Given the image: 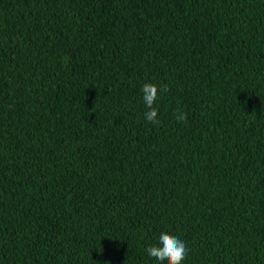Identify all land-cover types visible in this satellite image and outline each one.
Instances as JSON below:
<instances>
[{
  "label": "trees",
  "instance_id": "1",
  "mask_svg": "<svg viewBox=\"0 0 264 264\" xmlns=\"http://www.w3.org/2000/svg\"><path fill=\"white\" fill-rule=\"evenodd\" d=\"M162 232L264 264V0H0V264H160Z\"/></svg>",
  "mask_w": 264,
  "mask_h": 264
},
{
  "label": "clouds",
  "instance_id": "2",
  "mask_svg": "<svg viewBox=\"0 0 264 264\" xmlns=\"http://www.w3.org/2000/svg\"><path fill=\"white\" fill-rule=\"evenodd\" d=\"M168 90V85L166 84L157 85L151 82L143 84L141 92L143 94V102L147 108L144 117L148 122L152 124L160 123L158 119V108L154 105L159 97ZM175 118L177 122L184 123L187 120V113L178 108ZM145 251L149 257L159 261L160 264H163L165 261L167 264H183L189 249L179 237L162 232L158 237V242L149 245Z\"/></svg>",
  "mask_w": 264,
  "mask_h": 264
}]
</instances>
